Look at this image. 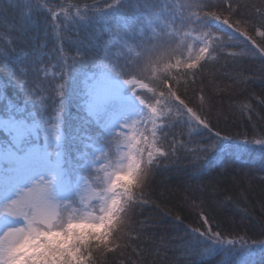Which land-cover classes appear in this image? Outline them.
I'll return each mask as SVG.
<instances>
[{
	"label": "clouds",
	"instance_id": "1",
	"mask_svg": "<svg viewBox=\"0 0 264 264\" xmlns=\"http://www.w3.org/2000/svg\"><path fill=\"white\" fill-rule=\"evenodd\" d=\"M121 3L107 0L104 9ZM90 8L103 10L95 0L34 5L50 16L60 51L44 53L41 44L28 66H18L20 103L3 97L0 264H231L236 253L264 250V237L221 232L202 203L187 197L196 220L185 221L153 189L162 163L178 159L177 150L191 154L198 167L222 142L264 147V131L232 135L213 128L222 113L212 98L252 77L236 73L226 80L223 73L217 79L209 72L245 58L264 60V0H159L140 11L138 38L109 35L94 42L96 55L77 51L69 57L62 47L67 31L87 24ZM5 44L0 59L14 50L10 39ZM96 75L106 80L103 87L96 86ZM77 81L80 107L95 131L83 132L79 123L66 127V118L77 120L69 106ZM253 101L264 105V95L253 92L230 107L251 120L260 115ZM201 136L207 143H194ZM77 144L70 153L69 145ZM151 208L186 231L181 237L157 234L158 220L142 215Z\"/></svg>",
	"mask_w": 264,
	"mask_h": 264
},
{
	"label": "trees",
	"instance_id": "2",
	"mask_svg": "<svg viewBox=\"0 0 264 264\" xmlns=\"http://www.w3.org/2000/svg\"><path fill=\"white\" fill-rule=\"evenodd\" d=\"M50 2L66 4L69 0ZM79 2L93 5L94 0ZM175 2L179 5L183 0ZM35 3L36 0H0V44H5V40L10 39L14 49L8 57L0 59V115L3 114L4 96L17 104L22 99L15 83L18 66H28L34 59V50L41 44L44 53L60 51L48 27L50 16L47 12L35 11ZM105 3L107 0H95V7L103 10L92 11L90 8L91 18L87 24L68 29L67 36L70 39H65L62 47L69 57L77 51L86 52L89 56L96 55L94 42L107 39L109 35L134 38L138 25L143 20L140 11H144L146 4L157 6L159 0H122L119 9H104ZM241 12L246 17L255 19L254 16L249 17L245 7L241 8ZM243 43L244 46L252 48L247 41ZM111 52H116V46L112 47ZM44 59L47 60L48 57L45 56ZM85 70L90 71V65ZM209 72L216 73L217 79L223 73H228L222 77L226 80L234 77L236 73L252 77L246 85L238 86L230 94L212 98L213 106L222 113L213 121V128L232 135L244 132L252 135L254 128L264 131V105L255 104L253 101L260 115L258 117L253 113L251 120L230 107L236 100L250 98L253 92L264 95V60L245 58L237 63L229 62L226 66L216 65ZM93 79L97 84L103 77L96 75ZM207 79L206 76L205 80ZM81 91L78 81L70 88L69 106L77 120L66 118V127L79 123L82 125L81 131H95L86 123L89 117L80 107ZM179 130V125L170 129V136ZM5 138L0 128V140ZM197 140L201 144L207 143L203 136L194 138V143ZM73 147L78 148L79 145H69L70 153ZM177 151L179 158L168 164L162 163L153 184L154 195L162 203L183 213L185 221L195 223L196 218L186 207L187 197L202 203L208 219L214 221L221 232H246L253 240L264 237V147L235 141L222 142L220 150L198 167L190 163L191 154L183 150ZM160 193H163V197L159 196ZM142 215L158 220L155 227L157 234L181 237L186 231L183 225H177L159 209H146ZM174 243H179V240ZM231 264H264V250L254 247L243 255L236 253L231 257Z\"/></svg>",
	"mask_w": 264,
	"mask_h": 264
},
{
	"label": "rangeland",
	"instance_id": "3",
	"mask_svg": "<svg viewBox=\"0 0 264 264\" xmlns=\"http://www.w3.org/2000/svg\"><path fill=\"white\" fill-rule=\"evenodd\" d=\"M105 84H106V80L103 78L102 80H100V81L96 84V86H97V87H103Z\"/></svg>",
	"mask_w": 264,
	"mask_h": 264
}]
</instances>
